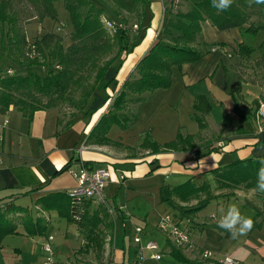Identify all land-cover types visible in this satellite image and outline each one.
I'll list each match as a JSON object with an SVG mask.
<instances>
[{
  "label": "trees",
  "instance_id": "1",
  "mask_svg": "<svg viewBox=\"0 0 264 264\" xmlns=\"http://www.w3.org/2000/svg\"><path fill=\"white\" fill-rule=\"evenodd\" d=\"M55 1L0 0V112L5 113L12 106L30 121L37 110L66 104L78 110L77 114L73 113L72 118L64 122L68 126L78 114H92L105 104L107 112L99 111L88 130L87 142L94 144L119 145L120 142L112 140L107 132L113 123L126 127L125 119L121 116L130 122L135 120V113L131 117L125 113L129 101L139 100L143 92L170 86L174 68L181 70L183 63L197 61L203 56L206 51L200 39L203 20H208L220 30L236 27L242 33L252 35L264 30V4L233 0L227 11L218 12L211 7V0H183L188 2V7L184 9L178 5L181 0H165L168 19L161 37L150 45L137 62L134 72L125 77L115 90L111 88L115 75H110V69L114 67L118 70L122 54L130 52L138 43L148 0H62L69 15V22L65 23L71 26L67 43L57 30L46 31L29 40L24 25L34 17L38 20L44 17L57 20ZM26 4L31 10L25 7ZM102 18L114 25L107 28ZM129 20L137 25L135 33L117 26L118 23L125 26ZM234 53L247 61L246 66L253 70L251 75L243 72L246 77L239 74L237 80L259 82L264 87V39L256 45L239 41ZM106 88H111L112 93L108 94ZM104 91L102 104L92 107L96 95ZM130 94L137 96L130 98ZM260 101H264V91L253 101L252 108L245 111L246 116L253 117L254 121ZM210 108L204 95L196 96L191 116L198 123L197 134L178 131L174 138L165 142L146 137L139 146L151 153L193 149L205 128V114ZM234 109L236 112L240 109L237 103ZM231 119L226 115L223 125ZM203 147L204 152L195 149L197 157L211 151H222L224 145L207 144ZM257 158L247 156L212 168L214 188L206 180L194 181L191 178L166 186L161 201L180 208L182 215L179 218L188 220L187 228L180 227L178 221L171 218L186 231L189 239V230L196 225L194 218L210 201L218 199L224 202L235 197L236 189L255 188L260 167ZM33 190L26 189L0 198V246L4 236L18 232L19 226L25 235H44L48 217L45 218L42 213L55 211L59 217L75 224L83 235L84 241L78 251H95V264L111 262L112 252L109 260L103 257V238L107 232L112 237L114 229V219L106 205L91 198L72 197L68 192L51 191L35 199L34 204L40 215L33 216L28 205L17 202L19 196L28 195ZM253 192L264 211V193ZM174 254L182 259L179 253ZM182 261L188 264L187 260ZM212 263L221 264L215 258Z\"/></svg>",
  "mask_w": 264,
  "mask_h": 264
},
{
  "label": "crops",
  "instance_id": "2",
  "mask_svg": "<svg viewBox=\"0 0 264 264\" xmlns=\"http://www.w3.org/2000/svg\"><path fill=\"white\" fill-rule=\"evenodd\" d=\"M164 4L165 0H148L146 3L138 43L133 46L130 52L122 54V62L118 70L114 67L110 69V75H115L114 79L117 81L115 90L119 88L125 77L134 72L137 62L147 52L150 45L161 37L163 27L168 19V11ZM178 5L184 9L188 7V2L181 0V4ZM225 32L227 33L225 34ZM200 39L204 43L203 49L206 50L203 56L197 61L183 63L181 70L174 68L172 77L177 71L183 77L182 84L186 88H189V85L196 86L205 83L206 87L227 92L231 96L233 100L231 107H227L222 100H216L217 104L222 105L224 109L216 116V119L220 120V124H216V131L211 133L215 137L217 136L214 142H202V138L209 132L205 118V128L196 139V147L193 149L151 153L148 149L139 146L140 140L132 144L120 143L119 145L126 151L121 156L115 154L112 144L87 142L89 127L98 112H107L108 110L105 104L92 114H78L75 121L68 126L59 120V114L55 109L37 110L29 121L18 110L10 106L7 112H0V198L14 192L35 189L28 195L19 196V199L25 197L34 199L33 205L28 206L32 209L33 216L40 215L34 204L35 199L51 191L68 192L76 184L73 170L77 168L79 160L88 161L91 165L108 167L109 177L104 193L109 205L115 209L112 214L109 213L114 219L111 241L112 260L116 264H134L141 254L143 264H157L162 260L163 251L172 254L179 253L184 260L188 261V264H205L206 262V264H213L214 258L219 259L223 256H230L240 264H264V211L261 210V203L252 189H236L234 198L224 202L214 199L218 201L211 207V209L215 207L216 210L219 208L223 210L224 206H229V202L233 201L240 207L244 215L250 216L252 219L255 218L253 220L257 226L246 236L231 239L227 232L221 231L217 222L205 223L209 218L213 219L215 215L210 213L202 221L200 213L203 209L194 218L193 223L196 225L191 226L189 230L190 239L180 245H176L169 237L168 231L171 223H166L164 227L159 225L161 217L167 215V209L172 207L168 202L161 201V195L165 194L163 189L166 190L167 185L177 184L191 178L194 181L206 180L211 182V186L213 182L212 187L214 188L215 181L211 169L215 166L247 156H264V141H262L264 140V122L257 123L253 117L249 118L245 113L246 110L249 111L252 108L253 101L260 97L264 87L259 82L236 81L234 78L238 79V75L234 77L232 71H229L230 67L232 68L233 56L231 54L236 50L237 43L242 41V32L236 27L220 30L208 20H203ZM206 42L212 44L206 45ZM239 69L238 73L244 71V66H240ZM249 83L257 88L252 91V96L245 98L240 92L243 85ZM106 92L111 94L112 90L106 88ZM104 93L105 91L96 95L92 103L94 106L102 104ZM208 93L207 90H195L191 95L193 97L192 108L196 96L204 95L211 106L207 114L211 112L212 115V102ZM234 93H237V97L234 96ZM236 103L240 108L237 112L234 109ZM226 115L232 119L223 125ZM245 116L251 121L247 120ZM178 131L182 132L180 129ZM198 131L199 126L195 132L182 133L197 134ZM223 133H228V135L219 137ZM82 143L84 147L79 153L75 148ZM218 143L224 145L222 151H211L196 156L195 149L204 152V145L217 146ZM162 175L164 178L161 179ZM168 178L170 182H166ZM145 180H151L150 182L155 185V188L151 189L153 187L146 186L148 184H144ZM147 194L155 195L151 204L143 197ZM172 208H177L178 212L171 217L178 221L180 227L186 226L187 228L188 220L179 218L182 215L180 208L177 205ZM42 214L45 218L48 217V227L51 221L50 212ZM136 216L143 218L138 220L139 218ZM58 218L64 220L66 225L75 227V232L65 231V236L68 239L74 238L75 243H70L68 239L64 243L52 241V264H82L84 262L82 252L78 251L83 242L82 234L75 224L67 222L62 217L58 216ZM136 227L140 228L139 232ZM156 227L165 232L166 239L172 243L166 249L158 250L161 253L158 260L152 259L150 251L147 249L139 251V247L133 241L135 234L139 235L142 244L151 240L150 238L155 235ZM149 228L153 232H149ZM25 244L32 247L33 254L37 253L39 243H36L37 245ZM40 244L42 246V243ZM205 248L212 251L210 252L211 257L202 255L201 251L206 250ZM15 257L23 260L25 258L23 250L17 249ZM175 257L177 256L175 255Z\"/></svg>",
  "mask_w": 264,
  "mask_h": 264
},
{
  "label": "rangeland",
  "instance_id": "3",
  "mask_svg": "<svg viewBox=\"0 0 264 264\" xmlns=\"http://www.w3.org/2000/svg\"><path fill=\"white\" fill-rule=\"evenodd\" d=\"M21 1L22 0H19V2ZM54 6L57 10V20L53 21V19H51L50 17H44L42 20H38L37 17H34L26 22L24 26H25L26 34L29 40H32L36 36H39L40 34L46 31H50V30L56 31L57 30L61 35L64 36V39L67 43V38L70 32L71 26L69 24H66L65 22L67 23L69 22L68 21L69 15L64 8L62 0H56L54 2ZM25 7L29 9L30 6L26 4ZM106 20H107L106 18H102L104 25L107 26V28H110L108 24L106 23ZM133 24L134 23L129 20L127 23H125V26H124L127 30H130L131 34L135 33L136 31L134 30L137 29L136 27L135 28L133 27ZM226 33L227 32H225V34ZM221 35H224V34H221ZM261 39H264V30H261L253 35L245 33V32L242 33V40H245L246 42H249L253 45H256L257 43H259ZM210 44L212 43L206 42V45H210ZM231 55L233 56L232 61H231L232 68L230 67L231 70L229 69V71H232V75L234 77H237V75L239 74L242 75L243 72H245L246 74L248 73L247 75H251L253 73V70L246 66L247 61H245L244 59H241L240 57H238V55L234 56V53H232ZM223 60H225V57H223ZM240 66H244V69H243L244 71H241L240 73H238V71H240L239 69ZM230 77L232 78V76ZM182 80H183V77L177 71H175L172 77L170 86L165 87V88H156L150 92H143L141 94L142 98H140L139 100L131 99L128 103L129 104L128 109H126V112L125 111L124 112L130 117L135 113L136 114L135 120L130 122L128 118H126L125 116L124 117L121 116L123 119H125L124 123L126 124V127L123 128L121 125L117 123H113L110 126L107 132V135L114 141H118L120 143L132 144V143H137L146 137L155 139L159 142L165 141V140L173 138L178 129H180L182 132L197 131L198 130L197 122L191 116V113L193 110L192 108L193 97L191 95L194 93L195 90L198 89L202 91L207 90L209 92L208 96H209V99H211L212 108H213V112H212L213 116L211 115V112L205 116L207 120V124H208L207 130L209 132H207V134H205V136L202 138V142H207V141L214 142L217 136L215 137L211 133L216 131V127H217L216 124L218 125L220 124V120L216 119V116H218L220 112H223V109H224L222 105L217 104L216 100L217 99L222 100L223 103L227 107H231L233 103L231 96L227 92L220 91V90H213L212 88H208L206 87L205 83H201L196 86L189 85L188 86L189 88H186L185 86H183ZM234 80L237 81V79L235 78ZM116 83L117 81L112 83L111 88L115 89L117 86ZM256 88L257 86H254L251 83L245 84L243 85V88L240 93H242L243 96L247 98L249 96H252V91ZM136 96L137 95H134V94L129 95L130 98H134ZM234 96L237 97V93H234ZM238 98H240L239 95H238ZM93 106L94 104H92V107ZM51 109H55L58 112L59 117L61 118V121L63 122H66L70 118H72L73 113L75 114L78 113L77 108L68 107L66 104H63V105H60L59 107L51 108ZM227 135L228 133H223L219 137H225ZM113 148L115 150V154L122 156L124 153H126V151H124L122 146L120 145H114ZM160 178L162 179L164 178V176L162 175ZM150 181L151 180H145L144 184H148L146 186L153 187L151 189H154L155 185L152 184ZM166 182H170V179L169 178L166 179ZM213 185L214 183L212 182V186ZM163 191L165 192L164 189ZM154 196L150 194H147L146 196L143 195L144 199L146 198L150 204L153 202ZM157 196L159 200L158 193H157ZM242 199H244V197H242ZM33 200L29 197H25V198L18 199L17 202L20 204L31 206L33 205ZM217 201L218 200L210 201L207 204V207L204 208L200 213L202 214L201 216L202 221L205 220V217H207L208 214L210 213L215 215V216L213 215L214 216L213 219L209 218V220H207L206 222L204 221L207 224L217 222L220 215L222 214L221 208L216 210L215 207H213L211 209V207L214 206L217 203ZM218 202H220V200ZM232 203L234 202L233 201L229 202V205ZM250 205H255V204H250ZM224 207H223V210L226 211L228 206L226 205ZM167 212H168L167 213L168 215L173 216V214L178 212V209L169 207L167 209ZM50 217H51V221L47 229L45 230L44 235L42 234L34 235V236L25 235L21 231L20 226L17 229L18 232L7 233L4 236L1 246H0V264H45L47 260L46 258L47 253L43 249V243H44L45 237L47 235H52L53 242L57 241L60 243H64V241L68 239L65 236V231L67 230L70 232L76 231L73 225L71 226L66 225L64 220H59L60 218H58L57 214L54 211L50 212ZM136 217L139 218L138 220H141V218H143L141 216H136ZM153 218L155 219V217ZM148 231L153 232L152 229L150 228L148 229ZM221 231H224V230L221 229ZM164 233L165 232L160 231V229L156 227L155 235H153L150 238L151 240H154L155 242H157L159 251H162L164 248L166 249L172 244L166 239ZM68 241H70V243H75L74 238H69ZM82 241H84L83 235H82ZM25 243H29V244L33 243L35 245H37L36 243H39V248L37 249V253L33 254V251L31 249L32 247H29V245L28 244L26 245ZM40 243H42V246H40L41 245ZM103 243H104L103 257L105 260H109V256H110L109 254L110 252H112V241L110 237V232L105 233V237L103 238ZM17 249L23 250L24 255H25V258H23V260H21V258L18 259L15 257V254L17 253ZM206 251L212 252L210 249H206ZM29 252H30V255H29ZM162 253H163L162 260L158 261L157 264H185L182 261L183 258L180 259L178 257H175L174 254L169 253V252L163 251ZM95 254H96L95 251L84 252L82 250V260L84 261L82 264H95V262H97V257ZM131 257L133 259L132 254H131Z\"/></svg>",
  "mask_w": 264,
  "mask_h": 264
},
{
  "label": "built area",
  "instance_id": "4",
  "mask_svg": "<svg viewBox=\"0 0 264 264\" xmlns=\"http://www.w3.org/2000/svg\"><path fill=\"white\" fill-rule=\"evenodd\" d=\"M108 26L112 27L114 24L110 20H106ZM118 27H124V24L118 23ZM136 27V24L133 25ZM214 49V48H212ZM255 118L257 123L264 122V101H260L258 107L255 112ZM219 144V143H218ZM84 147V144H80L75 148L77 152L80 153L81 149ZM73 175L76 180L75 186L68 191V194L72 197H85L91 198L98 203H103L107 206L108 211L112 214L115 209L113 206L109 205L106 197H105V185L106 181L109 177L108 169L102 165H91L89 163H85L83 160H79L77 168L73 170ZM213 217V215H211ZM166 223H171V227L168 231L169 237H171L172 241L176 245H180L189 240L188 234L185 230L181 229L178 225L174 223L170 215H165L161 217L159 220V225L164 227ZM136 230L139 232L140 228L136 227ZM53 236L47 235L45 237L43 243V249L47 253V260L45 264H49V257H51L52 264V255H53V245H52ZM133 241L139 247V251H143L145 249L149 250L150 257L152 259L158 260L161 257V253L158 251V244L153 240H148L146 243H140V237L138 234H135L133 237ZM202 255L204 257H211V253L209 251H202ZM143 256L141 254L140 257L136 259L134 264H143L142 263ZM221 264H238L239 262L230 257L223 256L218 259ZM109 264H116L113 260L109 262Z\"/></svg>",
  "mask_w": 264,
  "mask_h": 264
},
{
  "label": "clouds",
  "instance_id": "5",
  "mask_svg": "<svg viewBox=\"0 0 264 264\" xmlns=\"http://www.w3.org/2000/svg\"><path fill=\"white\" fill-rule=\"evenodd\" d=\"M264 4V0H250V4ZM233 4V0H211V7L218 12L227 11ZM260 167L257 170L256 186L253 191L264 193V157L257 158ZM218 227L227 232L231 239H238L246 236L254 227V220L250 216L244 215L236 203L228 206L227 210H222L217 221ZM51 264V257H49Z\"/></svg>",
  "mask_w": 264,
  "mask_h": 264
}]
</instances>
